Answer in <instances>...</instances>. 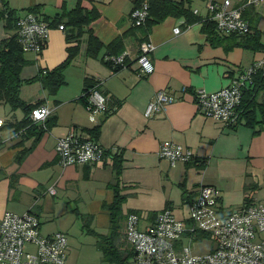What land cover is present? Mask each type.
Segmentation results:
<instances>
[{
	"label": "crops",
	"instance_id": "obj_1",
	"mask_svg": "<svg viewBox=\"0 0 264 264\" xmlns=\"http://www.w3.org/2000/svg\"><path fill=\"white\" fill-rule=\"evenodd\" d=\"M3 1L8 10L20 16L36 8V15L41 20H55L65 11L73 10L80 0ZM232 1L237 6L244 2ZM82 5L89 10L96 7L101 13L91 29L105 45L125 36L130 67L120 70L108 67L103 61L108 55L106 49L97 59L87 57V45L82 40L80 54L64 71L66 84L55 94L43 88L40 81L22 86L24 101L41 102L51 109L46 131L40 130L42 123H37L36 129L16 131L25 119V112L21 109L12 111L9 106L0 104V119L4 121L0 126V219L6 212L24 214L32 211L40 219L44 235L65 232L59 225L46 227L47 222L57 220L56 207L64 204L61 200L64 199L68 203L64 207L65 215L71 213L86 234L98 242L99 238L87 229L104 236L110 233L111 216L105 204H111L115 199L114 156L95 165L63 167L55 147L58 139L67 136L72 128L88 136H91L90 130L99 128L95 140L105 149L122 153L124 168L119 184L128 203L130 197L147 189L159 192L162 203L165 201L156 212L173 211L178 195L181 205L189 204L202 185L215 187L227 210L244 206L247 198L250 202L264 201V127H258L260 132L257 134L255 129L243 123L226 127L202 115L192 93L200 89L217 92L227 87L243 70L264 59V53L241 47L227 50L228 41L213 45L203 30L202 21H207L208 16L204 2L202 8L194 0L192 8L199 10L201 22L189 24L185 18H168L154 26L148 40L155 46L151 54L155 71L150 76L140 75L135 65L140 55V43L130 33L133 27L131 0H83ZM251 6L253 11L245 18L251 27L252 22L256 23L254 26L262 34L263 42L264 0ZM2 10L4 7L2 9L0 5ZM59 26L52 27L46 48L40 55L25 53L29 62L21 72L23 80L35 78L40 70L54 69L66 60L70 44L66 40V30L61 31ZM179 27L181 32L175 34ZM254 31L252 28L251 33ZM12 34L5 30L4 22H0V45ZM87 80L92 84L101 81V91L117 108L113 114L89 113L80 101ZM184 88L190 91L183 94ZM161 90L183 99L147 119L145 111ZM165 142L191 149L197 159L206 161L205 167L198 169L184 162L171 166L159 156ZM174 188L180 193L174 195ZM184 191L189 194L187 200L183 199ZM52 204L53 213L46 214V209H52L47 206ZM137 207H123V212L125 210L126 217L131 210L140 211L142 215L143 210ZM151 220L150 216L145 224ZM123 225L126 227L127 218Z\"/></svg>",
	"mask_w": 264,
	"mask_h": 264
},
{
	"label": "built area",
	"instance_id": "obj_2",
	"mask_svg": "<svg viewBox=\"0 0 264 264\" xmlns=\"http://www.w3.org/2000/svg\"><path fill=\"white\" fill-rule=\"evenodd\" d=\"M262 0H244L235 5L232 0H206L207 21L215 22L216 30L222 35H246L251 26L244 11ZM199 15V10H194ZM149 16L148 5L136 10L133 24L142 26ZM17 35L25 52L39 55L46 47L52 27L34 13H25L16 20ZM61 31L65 30L60 25ZM175 34L181 28L175 29ZM155 46L148 40L140 45V55L135 61L140 75L150 76L155 71L151 54ZM111 67H130L131 59L124 52L106 58ZM264 70V59L243 70L230 84L217 91L193 92L199 112L207 118L223 123L226 127L240 124L239 109L244 91L253 84L254 75ZM101 81L86 90L84 96L88 111L92 115L113 114L116 107L112 99L101 91ZM184 88L182 93H187ZM166 91H158L149 103L145 117L151 119L180 100ZM46 105L34 109L30 118L33 123L45 124L51 114ZM0 119V126L3 124ZM56 154L63 167L85 166L104 163L118 152L105 149L86 133L71 129L67 136L58 139ZM159 156L171 166L178 162L190 163L196 155L191 149L174 142L161 145ZM54 193V189H51ZM189 214L183 219L172 210L159 212L144 228L140 227V216L127 217L126 238L133 248V257L128 264H264V201L246 203L240 208L227 210L219 191L202 185L189 203ZM36 214L6 212L0 219V264H67L69 237L58 231L44 235ZM206 254H196L194 245H208ZM208 245V246H209Z\"/></svg>",
	"mask_w": 264,
	"mask_h": 264
},
{
	"label": "trees",
	"instance_id": "obj_3",
	"mask_svg": "<svg viewBox=\"0 0 264 264\" xmlns=\"http://www.w3.org/2000/svg\"><path fill=\"white\" fill-rule=\"evenodd\" d=\"M202 1L205 2L206 0ZM82 2L83 0H80L73 10L65 11L60 18H55V20H49L48 18L43 19V21L49 25L51 24V27L64 24V28L67 32L66 40L67 43L70 44L67 48L68 56L59 66L51 70H40L39 75L29 80H23L21 78V72L29 61L25 58L26 52L23 50L17 35L16 20L20 15L15 11L8 10L6 2L4 3V10L0 11V22H4L5 30L8 33L13 32V34L10 35L9 38L3 40L0 45V104L9 106L12 111L21 109L25 112V119L16 131L36 129L35 127H38L39 124L32 122L30 114L34 109L42 105L41 102L32 104L24 101L21 97L22 86L25 83L30 84L40 81L43 88L50 94H55L61 86L66 84L64 71L80 54L82 40H85L87 45V57L97 59L100 57L101 51L106 49L108 55L104 57V63L112 69L120 70L119 68L111 67L109 62L106 61V58L109 56H118L125 52V36L115 38L108 45L101 42L91 29V25L101 17V13L96 7L90 10L83 7ZM131 2L133 5L130 15L132 23L133 13L141 9L145 4L148 5L149 16L145 24L142 26H135L133 24V27L130 29V33L138 38L140 45L148 41L150 32L154 26L161 24L168 18H185L186 22L189 24L201 22L202 20L200 16L194 14L192 8L193 0H131ZM253 9V6L247 7L243 14L244 17L252 13ZM28 13L36 14L37 9H30ZM64 19H66L65 22H63ZM202 22L203 30L213 45L222 43V41H228L226 46L227 50L241 47L245 50L254 52H264V44L261 42L262 34L256 30L254 26L256 23L254 22H252L253 26L251 27V29H255L254 33L246 35L232 34L229 36L219 35L216 30L215 22ZM94 83L95 82L92 84V82L86 81V88L80 99L86 108H88V103L84 93L88 88L93 86ZM187 91L190 90L187 89ZM239 113L240 123L255 129V134L260 132L257 129L258 127H260V129L264 127V70H260L254 75L253 84L249 85L244 91ZM49 122L50 119L47 120L45 124H42L43 128H40L41 132L49 128ZM99 132V128H95L88 133L91 135L90 137L92 139H97ZM187 164L202 169L205 167L206 161L199 160L196 157L192 162ZM123 168L124 159L122 153H117L114 156V172L117 181V184L113 186L115 199L113 203L105 204V208L109 210L111 216L110 233L104 236L90 229H87V232L99 238L98 245L101 251L104 252L105 259L119 264H128L134 252L132 246L126 240V227L123 225V222L127 218L126 214L123 212V205L128 198L127 195L122 193L123 188H121L119 184ZM181 187H183V185ZM188 198L189 194L184 191L183 199L187 200ZM246 203H250V198L246 199ZM139 212L140 211L131 210L128 214L135 213L140 216L141 213ZM157 214L158 212L153 211L150 213V216L154 219Z\"/></svg>",
	"mask_w": 264,
	"mask_h": 264
},
{
	"label": "rangeland",
	"instance_id": "obj_4",
	"mask_svg": "<svg viewBox=\"0 0 264 264\" xmlns=\"http://www.w3.org/2000/svg\"><path fill=\"white\" fill-rule=\"evenodd\" d=\"M195 2H197V4L200 5L202 8L205 5V4L203 5L204 1L201 2L200 0H195ZM4 3L5 2L3 0H0V5L2 9ZM262 43L264 44V37ZM26 53H33V52H26ZM260 53H264V52H260ZM141 173H143V171ZM146 190L141 191L137 196L135 195L134 197H130L129 203L126 201L123 205V207H125L126 209L128 207L136 208L138 206L137 209L141 208V210H143L142 215L140 216L141 228H144V226L146 225L145 223L149 221L151 210L159 211L162 208L163 203L165 202L163 201L162 203L163 198L161 197L159 192L156 191L153 192L149 190L146 191ZM178 192L180 193V190L178 188H174L173 194L176 195ZM179 197L180 195H178V197L174 199L176 200V205L174 206L173 213L177 218L183 219L184 216L185 217L188 216L190 207L189 204L186 205L183 204L184 206L181 205L180 204L181 202L179 201ZM61 200L63 201L64 204L60 203L56 207L57 212L55 217H57V220H53L54 216L52 215L51 220H53V222H47L46 227L48 226L55 227L56 225H59L60 230H63L67 234H69L70 245L68 247V252H67L68 253L67 264H119L105 259L104 252L101 251L97 239L86 234L82 230L80 226V222L76 221L75 217L71 213L65 215L64 207L68 206V203L64 199ZM56 201L58 202V200ZM53 205L54 204H52L51 206H47L48 208H52V209L51 210L46 209L45 210L46 214L53 213V207H54ZM207 244L209 245L210 243ZM208 245L206 244L194 245L195 248L194 253L196 254L208 253L210 251V245L209 246Z\"/></svg>",
	"mask_w": 264,
	"mask_h": 264
}]
</instances>
